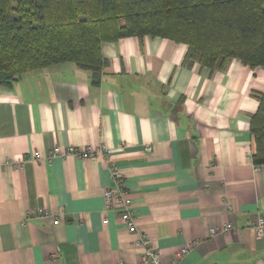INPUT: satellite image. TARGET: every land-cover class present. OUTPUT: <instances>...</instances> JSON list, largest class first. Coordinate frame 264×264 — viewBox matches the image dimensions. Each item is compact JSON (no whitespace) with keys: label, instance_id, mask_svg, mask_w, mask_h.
Returning a JSON list of instances; mask_svg holds the SVG:
<instances>
[{"label":"crops","instance_id":"0c3cea01","mask_svg":"<svg viewBox=\"0 0 264 264\" xmlns=\"http://www.w3.org/2000/svg\"><path fill=\"white\" fill-rule=\"evenodd\" d=\"M186 49L126 36L102 43L98 85L67 62L0 89V264H141L144 235L163 264H264L252 227L264 215V165L253 164L249 132L264 67L187 66ZM68 145L93 155L48 158ZM111 165L136 232L105 208Z\"/></svg>","mask_w":264,"mask_h":264},{"label":"trees","instance_id":"16d2710c","mask_svg":"<svg viewBox=\"0 0 264 264\" xmlns=\"http://www.w3.org/2000/svg\"><path fill=\"white\" fill-rule=\"evenodd\" d=\"M159 36L187 46L183 63L264 67V0H0V89L26 72L71 62L98 85L105 41ZM254 96L251 158L264 165V90Z\"/></svg>","mask_w":264,"mask_h":264},{"label":"built area","instance_id":"2783aa9c","mask_svg":"<svg viewBox=\"0 0 264 264\" xmlns=\"http://www.w3.org/2000/svg\"><path fill=\"white\" fill-rule=\"evenodd\" d=\"M151 149L152 145H145V150L150 151ZM91 150L92 149H90V147H85L84 149L79 150L72 145H68L66 147L55 146L52 150L49 151L48 158L54 156L64 157L70 154H74L79 157H89L93 155V151ZM35 158H39L38 153H35ZM109 169L111 178L113 179L115 186L109 187L103 192L105 208L117 209L119 211L118 217L124 222L127 230L130 232H136L135 216L132 208L130 207L129 200L126 198V191L123 188L122 175L114 165L109 166ZM103 222L107 223V219H104ZM252 227L256 235H264V215L259 214L257 216V221L252 224ZM228 231L229 228L227 226L221 227L219 229H210L211 234H215L217 232L227 233ZM139 243L146 246L142 256L140 257L141 264H163L161 262L160 253L150 244L148 245L149 242L145 235L139 237ZM192 246L193 243H188L185 246L177 249L174 252L175 262L177 263L183 256H185L191 250Z\"/></svg>","mask_w":264,"mask_h":264}]
</instances>
